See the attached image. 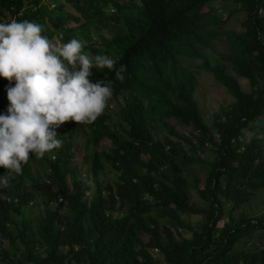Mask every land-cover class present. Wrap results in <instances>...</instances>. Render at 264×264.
<instances>
[{"label": "trees", "instance_id": "trees-1", "mask_svg": "<svg viewBox=\"0 0 264 264\" xmlns=\"http://www.w3.org/2000/svg\"><path fill=\"white\" fill-rule=\"evenodd\" d=\"M13 18L126 64L123 83L96 67L89 80H114L117 101L129 95L115 119L106 106L92 124H62L56 156L30 153L22 174L0 186V264H264V214L241 209L264 191V0H0V22ZM234 18L240 31L224 28ZM195 67L232 100L209 124ZM15 83L0 76V114ZM79 151L91 183L70 164ZM106 172L114 178L101 182ZM32 204L41 212L28 218ZM182 215L204 223L194 229Z\"/></svg>", "mask_w": 264, "mask_h": 264}, {"label": "clouds", "instance_id": "clouds-1", "mask_svg": "<svg viewBox=\"0 0 264 264\" xmlns=\"http://www.w3.org/2000/svg\"><path fill=\"white\" fill-rule=\"evenodd\" d=\"M42 31L30 20L0 22V76L16 81L7 90V114H0V167L8 171L0 176L2 187L22 174L30 153L43 158L62 146L56 131L62 124L95 122L112 98L114 80L126 79V64L108 55L90 57L82 40L53 43ZM93 67L114 71V80L90 82Z\"/></svg>", "mask_w": 264, "mask_h": 264}, {"label": "rangeland", "instance_id": "rangeland-1", "mask_svg": "<svg viewBox=\"0 0 264 264\" xmlns=\"http://www.w3.org/2000/svg\"><path fill=\"white\" fill-rule=\"evenodd\" d=\"M227 12L221 11L222 18L226 16ZM240 20L238 19H232L230 22L224 26V28H230L234 31H240ZM205 38L208 40L210 48L217 50L218 52L222 51L223 49V44L218 43V41L211 36H205ZM202 55L208 53L207 49H203ZM202 62V58L196 59L193 63L194 66L200 64ZM196 79H197V89L195 93V97L197 102L199 103V108L204 116L205 122L207 124L210 123L212 120V115L217 112L219 109L222 107L227 106L229 103L232 102L231 97L227 94L226 90L217 85V83L213 80L212 76L199 68L195 67L194 69ZM241 88L244 92H248L250 90L249 86L242 82L241 83ZM128 93L125 92L121 95L120 101H117L113 98H110L107 102V108H109L112 111V117L113 119L116 118L118 114V110L120 109V106L122 102L128 97ZM85 142L84 138H80L78 140V144H83ZM55 150H52L49 153H46L45 156L47 158L53 159L56 156V153L54 152ZM82 151H79L78 154L73 158V160L70 162L72 166H75L77 170L79 171L81 177L83 179H87L88 182L91 183V178L89 175V168L87 167L86 164H83L82 161ZM201 154V153H200ZM206 160H211V157L208 155L203 156ZM33 167L39 172L41 177H44L42 174L45 170L40 171L39 166L33 165ZM193 172L197 175H202L203 174V168L202 167H195L193 169ZM112 178H114V175H112L109 172L104 173L103 175L99 176V180L101 182H108L111 181ZM190 195H191V200L195 206L199 207H204L205 203H203L196 193L193 190H190ZM241 209L247 213V215L251 217H259L264 214V191H262L259 195L256 196L255 199H253L250 203L244 204ZM41 212V207L32 204L30 205L29 208L25 210V216L30 218L38 213ZM182 220L185 223L190 224L194 229H199L201 225L204 223V217L203 216H188V215H182ZM223 225V221L219 222L217 224L218 228H221ZM180 236L188 238L190 237V234L185 231H180ZM154 257L161 262L160 256L154 252L153 253Z\"/></svg>", "mask_w": 264, "mask_h": 264}]
</instances>
